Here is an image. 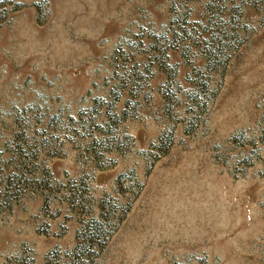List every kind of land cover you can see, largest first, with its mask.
Returning a JSON list of instances; mask_svg holds the SVG:
<instances>
[{"label":"rangeland","instance_id":"obj_1","mask_svg":"<svg viewBox=\"0 0 264 264\" xmlns=\"http://www.w3.org/2000/svg\"><path fill=\"white\" fill-rule=\"evenodd\" d=\"M0 264H264V0H0Z\"/></svg>","mask_w":264,"mask_h":264}]
</instances>
